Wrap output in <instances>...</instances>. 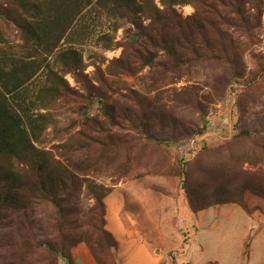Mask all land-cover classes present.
<instances>
[{
  "label": "rangeland",
  "instance_id": "374dc122",
  "mask_svg": "<svg viewBox=\"0 0 264 264\" xmlns=\"http://www.w3.org/2000/svg\"><path fill=\"white\" fill-rule=\"evenodd\" d=\"M39 1V9L24 10L0 0V79L11 113L25 125L23 109L45 115L38 146L67 164L77 186L65 220L41 203L30 210L28 229L39 240L63 231L75 239L71 261L59 255L58 264H264L263 227L238 204L215 205L235 185H264V0H240V25L219 27L225 38L206 31L209 48L198 50L204 59L184 73H162L161 66L159 73L167 58L145 36L158 30L150 20L140 28L120 21L115 31L107 9L99 14L98 6L74 0L70 21L59 22L53 12L60 17L61 0ZM176 9L184 18L195 12L192 4ZM222 46L228 59L219 57ZM146 48L155 65L137 57ZM122 57L133 72L112 64ZM58 77L69 87L62 83L60 94L53 89ZM157 114L178 125L159 134ZM103 141L111 142L108 152ZM187 191L196 203L214 206L194 212ZM97 197L106 208L104 238L90 222L101 224ZM128 228L134 239L126 237ZM18 235L16 220L0 242V264H20ZM36 251L23 264H45L46 248Z\"/></svg>",
  "mask_w": 264,
  "mask_h": 264
},
{
  "label": "trees",
  "instance_id": "16d2710c",
  "mask_svg": "<svg viewBox=\"0 0 264 264\" xmlns=\"http://www.w3.org/2000/svg\"><path fill=\"white\" fill-rule=\"evenodd\" d=\"M15 1L24 10L39 9L41 4L39 0ZM43 2L45 3V0ZM81 2L82 7H88L92 4L98 6L99 14L103 7L105 10L107 9L111 28L115 31L120 28V21H127L140 28L142 26L141 21L146 19L157 26L158 30L155 35L146 34L145 36L146 38L149 37L153 45L159 46L165 52L167 59L156 66L160 70L159 73H161V67L162 73H184L190 65H195L197 61L204 59L198 50L200 49L199 45L209 48V41L205 36L206 31L212 29L215 34L225 38L226 32L219 27L231 29L240 25L241 21L239 18L241 14L240 0H81ZM183 4H192L195 7V12L184 18L176 9V5ZM73 7L74 0H61L59 8L62 10L58 12L60 17H57L54 9L53 19L55 18L59 22L66 19V22H69ZM0 12L3 13L2 9ZM59 22L56 23V26L61 25ZM28 28H30L29 31L32 30L35 36L41 35L36 27L30 26ZM45 28H47L46 32L50 33L51 26H45ZM130 41L139 43L135 35L130 36ZM146 49L145 55L137 52V57L142 59L144 65H155L152 53L154 51ZM220 54H222L219 55L220 58L228 59L225 56L227 50L224 46L221 47ZM68 55L71 54L68 53ZM235 56L240 57L236 53ZM112 64H115L119 70L125 69L133 72L128 58H119ZM232 67L237 70L234 65ZM58 78L61 82L56 81L53 89L60 94L62 83H65L68 89L69 87L63 78ZM6 87V84L3 85L0 79V242L5 241L2 239L4 232L17 220L19 235L16 245L21 250L20 264H23V260L28 257L34 256L33 253L37 254L36 250L43 246L46 248V257L43 263L58 264L59 255L67 259L71 258L72 252H70L69 244L75 242V239L68 234V231L64 232L62 227L61 236L59 235L54 239L39 240L37 235L28 229V216L33 205L46 203L51 204L61 219L65 220L68 216L67 203L76 196V174H69L67 164L52 156L50 151L38 146L44 142L41 139V132L43 131L41 120L44 119L45 115L42 114L41 118L37 119L28 115L26 109H23L22 111L29 123V126L25 125L21 115L11 113V106L4 91ZM179 98L181 96L177 93L176 99ZM109 111L112 113L111 109ZM112 116L114 119L116 118L113 113ZM158 120L161 125V133L159 134L167 132V128H170V132H172L178 125L174 117H171L172 123L168 124L164 114L159 115ZM146 130L148 136L156 137V140L159 139L155 132ZM179 131L180 129L176 131V134ZM198 132L202 133L201 130ZM240 134L252 136L249 131H242ZM108 143L111 144L109 141H103L102 150L106 152L110 150L111 145ZM241 172L245 174V170L241 169ZM257 174H249V176H257ZM230 176L235 180L234 172ZM250 193L264 199L262 182H259L256 190L240 189V186L235 185L233 194L230 188L229 199L218 201L215 205L226 203L240 205L264 230V202H256ZM187 197L189 206L194 212L214 206L213 204L196 203L194 198L189 196V193ZM96 203L99 207L96 216L99 215L101 224L95 223L94 219L90 220L89 218V220L101 238H104L109 236V231L105 229L106 208L102 198L97 197Z\"/></svg>",
  "mask_w": 264,
  "mask_h": 264
},
{
  "label": "crops",
  "instance_id": "0c3cea01",
  "mask_svg": "<svg viewBox=\"0 0 264 264\" xmlns=\"http://www.w3.org/2000/svg\"><path fill=\"white\" fill-rule=\"evenodd\" d=\"M125 234H126V237L128 239H134L135 238V232L133 230H131L130 228L127 229Z\"/></svg>",
  "mask_w": 264,
  "mask_h": 264
}]
</instances>
